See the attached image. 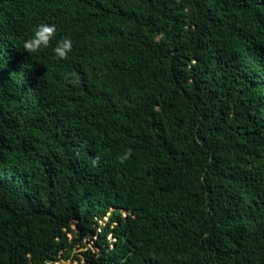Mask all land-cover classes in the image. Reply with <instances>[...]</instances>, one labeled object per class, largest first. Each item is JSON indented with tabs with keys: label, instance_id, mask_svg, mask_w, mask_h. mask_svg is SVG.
<instances>
[{
	"label": "trees",
	"instance_id": "obj_1",
	"mask_svg": "<svg viewBox=\"0 0 264 264\" xmlns=\"http://www.w3.org/2000/svg\"><path fill=\"white\" fill-rule=\"evenodd\" d=\"M72 263L264 264V0H0V264Z\"/></svg>",
	"mask_w": 264,
	"mask_h": 264
},
{
	"label": "clouds",
	"instance_id": "obj_2",
	"mask_svg": "<svg viewBox=\"0 0 264 264\" xmlns=\"http://www.w3.org/2000/svg\"><path fill=\"white\" fill-rule=\"evenodd\" d=\"M56 26L54 24L40 23L34 30L33 34L27 38L23 43V49L28 54L37 53L42 48L49 47L51 41L56 36ZM73 42L65 36L56 41V45L53 47L54 58L58 60H66L68 54L72 51ZM69 83H77L75 79H69ZM133 149L131 147L126 148L121 154L118 155L117 161L123 165L132 156ZM98 158L92 161L93 166L98 164Z\"/></svg>",
	"mask_w": 264,
	"mask_h": 264
},
{
	"label": "rangeland",
	"instance_id": "obj_3",
	"mask_svg": "<svg viewBox=\"0 0 264 264\" xmlns=\"http://www.w3.org/2000/svg\"><path fill=\"white\" fill-rule=\"evenodd\" d=\"M98 231L99 230L97 229V232ZM95 238H96V236L94 234L92 235V233H90L89 236L85 237L83 239V244L85 245V248L83 249V248H79L78 246H76L74 249V252L71 254V257H70V260L68 261V263L71 262V260H74L76 256H80V255H78L79 252H84L86 249L92 248L93 241L95 240ZM72 264H74V263H72Z\"/></svg>",
	"mask_w": 264,
	"mask_h": 264
}]
</instances>
